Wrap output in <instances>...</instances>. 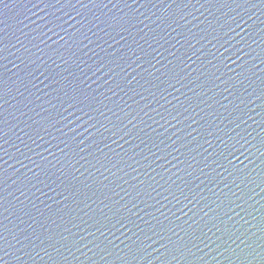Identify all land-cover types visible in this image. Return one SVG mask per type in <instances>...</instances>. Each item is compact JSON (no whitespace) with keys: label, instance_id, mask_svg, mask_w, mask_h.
<instances>
[{"label":"water","instance_id":"obj_1","mask_svg":"<svg viewBox=\"0 0 264 264\" xmlns=\"http://www.w3.org/2000/svg\"><path fill=\"white\" fill-rule=\"evenodd\" d=\"M0 264H264V0H0Z\"/></svg>","mask_w":264,"mask_h":264}]
</instances>
